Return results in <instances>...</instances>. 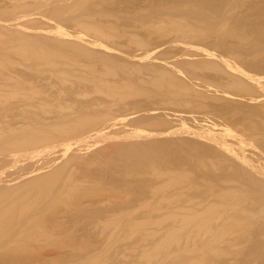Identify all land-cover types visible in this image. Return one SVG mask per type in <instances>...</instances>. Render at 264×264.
Returning <instances> with one entry per match:
<instances>
[{"label":"rangeland","instance_id":"rangeland-1","mask_svg":"<svg viewBox=\"0 0 264 264\" xmlns=\"http://www.w3.org/2000/svg\"><path fill=\"white\" fill-rule=\"evenodd\" d=\"M222 1L185 0L182 3L189 4L195 9L192 11V17L199 13L197 20L202 28H210L218 23L226 26V29L236 30L244 26L250 28L252 20L254 21L252 25L258 21L264 22V13H262L264 0H229L232 9L226 18L222 17V12L217 8V5L223 4ZM178 3L179 0H0V128L18 127L21 131V134L13 133L1 139L0 148L4 147L3 142L8 140H13L15 143V139L28 137L23 131L31 133L45 131L47 135H52L57 134L56 127H68L75 130L67 135L58 134L60 136L57 135L48 142L56 144L61 142L62 138L79 136L92 129H103L111 134L109 135L111 137L105 141H98L95 144L90 142L93 145L85 152V157L89 154L90 157H94V151L104 147L103 145H112L114 150L118 143L124 144V141L145 146L157 142L171 143L174 139L184 145H195L201 153L202 148L207 147V143L198 137L188 135L179 129L180 127L203 130L200 126L202 120L233 125L241 121L247 114L239 110L243 103H248L249 95L234 87L238 78H227L223 71L224 64L220 61L186 55L180 43L191 39L185 37L181 31L167 30L171 23L170 16L178 21L183 19V11L176 8ZM221 8L224 9V6ZM209 17L214 19V24H211ZM96 24L101 26L105 34L116 36L111 42L119 48V54L113 55L94 44V41L98 40L109 41L91 28ZM164 29L166 32L162 31ZM259 30H252L254 34L250 35L257 43L259 39H264L262 38L264 32L260 33ZM64 32L73 34L75 42L64 44L61 38ZM220 32L217 29L215 32H210L207 35V42L221 54L240 52L244 58L257 55L255 59L258 61V66L256 64L249 66L248 58L241 63L242 66L251 68L255 76H263L264 46L260 47L263 45V40L259 42L262 44L254 41L253 50L249 48L241 51L238 35L235 33L223 35ZM27 36L37 46L46 49L49 60H42L19 49ZM219 40H225L230 47L226 49L217 47ZM161 44H164V49L160 54L146 60L141 57ZM254 49H262L260 52L263 54L257 51L256 55H249L255 52ZM57 50H60L61 58L53 54ZM191 59H201L207 64L205 78H186L181 70H178L185 61ZM161 68L181 76V82L184 83L182 86L186 85L188 89L177 87L173 90L155 85L151 81V76L153 78ZM142 76H145V80L141 78ZM252 81L254 80L246 82L254 89L255 92L252 94L262 92L261 87ZM228 98H235L238 102H231ZM19 107L31 111L35 117L49 118L79 111L83 115L91 114L96 122L87 126L85 119L66 124V121L59 120L43 125L34 117L33 121L24 119V125H17L21 119L14 120L12 117ZM131 112L136 113L137 116L122 120ZM222 115L226 116L225 119H222L224 118ZM176 128L179 135L174 132L173 136L156 140L153 137L138 136L143 132ZM129 134H134L138 138L115 139L119 135ZM31 144H13L11 147H6L5 144V147L0 149V196L4 194L2 199H9L13 195L11 191L16 187L24 190L25 185L30 183L29 172L44 165L33 158L23 161L14 159L15 151L29 148ZM15 146L19 147L13 148ZM183 151L188 152L187 148H181L180 153L182 154ZM169 152L176 151L172 149ZM118 154L112 153V160L108 157V160L100 161L103 163L105 160L106 167V161L109 162V159L114 161L113 168L108 166L110 169H107L108 173L104 175L99 172L104 163L102 165L100 162L96 163L90 170L84 171L74 159L75 161H71L67 166L55 167L46 176L32 180L36 184H44L48 181L54 183L52 179L58 177L60 173L64 174L62 177L66 179L68 173L75 174V178L80 181L81 192L83 190L85 192L73 195L72 191L61 189L64 178L55 184L57 191L64 190L71 195L66 193L65 200L50 209L45 207L46 201H42L33 211L38 216L37 221L43 223L45 235L37 236L35 228L25 223L27 216L14 219L8 226L4 222L0 229V264H100L105 259L112 260L111 264H134L141 251L139 235L125 237V225H122L124 227L122 230L118 228L117 231L105 226L116 215L124 216V212L134 219L145 218L144 211H147L144 207L164 197L163 194L153 193L154 186L165 182L168 176L157 179L149 175L150 171L147 172L148 174L137 172V169L131 165L124 164L122 156ZM51 155L54 154L47 156ZM177 166L181 169L179 171L196 176V186L200 187L199 189L206 187L202 175L209 174L199 170L193 160L180 165L165 163L163 168ZM127 172L132 174H126ZM84 173H88L87 177L90 180L83 178L86 175ZM144 178H148V181L146 182ZM143 179L148 184L143 182ZM151 185H154L151 192L153 195L150 193ZM207 185L206 189H209L210 184ZM147 186H150L149 190ZM170 188H167V192L170 191L167 194L174 191ZM181 190H185L182 194H186L187 198L201 199L200 193H195L194 187L193 193L188 184L183 185ZM175 193L173 194L175 196L170 198L176 199L180 192ZM183 195L177 199L182 198ZM32 201L33 199L25 203ZM162 206H164V209L160 206L162 210L168 208L165 207L166 205ZM258 223V228L250 233L251 236L247 241H244V248L248 249L249 254L250 250L258 249L263 257L264 217ZM109 236L120 237L122 241L119 240L120 242L117 241L113 245ZM127 243L133 245L128 247ZM125 245L127 247H124ZM238 252L239 250H229L223 262L264 264L261 255L248 256L247 250L244 254Z\"/></svg>","mask_w":264,"mask_h":264},{"label":"bare ground","instance_id":"bare-ground-1","mask_svg":"<svg viewBox=\"0 0 264 264\" xmlns=\"http://www.w3.org/2000/svg\"><path fill=\"white\" fill-rule=\"evenodd\" d=\"M179 1L180 3L176 5V8H180L183 11V19L178 21L175 17L170 16L171 23L167 30L181 31L185 37L191 39L180 43V46L183 47V51L186 55L194 57L199 56L211 61H220L224 64L223 71L227 78H238L234 87L249 95L248 103H243L239 112H244L247 115L234 125L226 122L221 123L219 121L202 120L200 126L203 130L180 127L179 129L188 133V135L198 137V139L207 143V147L202 148L201 153L195 145H184L174 139L171 143L157 142L153 145L145 146L133 145L135 144L134 142L130 143V141H124V144L118 143L117 148L114 150L112 145H103L104 147L94 151V157H90V154L85 157V152L89 150V147H91L93 143L95 144L98 141H105L111 137L109 136L111 134L106 133L103 129H92L79 136L62 138L63 140L61 142L53 144L48 141L53 137L55 138L58 134L67 135L72 133L75 129L56 127L55 132L57 134L52 135H47L45 131H34L32 133L29 131H23V134L28 135V137L15 139V143L13 140L3 142L4 147L5 144L6 147H11L13 144L23 145L32 143L29 148L15 151L14 159L17 161H23L28 158H33L39 160V162L44 165L36 167L29 172L28 177L30 183L25 185L24 190H22L21 187H16L11 191L13 195L6 200L2 199L4 194L0 196V229L4 222L8 226L9 224H12L14 219H22L27 216L25 223L35 228L37 236L45 235L46 232L42 227L43 223L37 221L36 218H38V216L33 212L37 206L42 201H46L45 207L48 209L59 205L65 200L64 198L67 191L64 190L72 191L71 193L73 195L85 191L83 190L81 192L82 188L79 185L80 181L75 178V174L68 173L66 179L65 177H62L64 174L60 173L58 177L52 179L54 180V183L48 181L44 184H36L33 183L32 180L46 176L55 167L59 166L61 168L62 166H67L74 159L79 162L84 171H88L94 164L99 163L103 159L108 160L107 158L110 157L112 160V153H119L118 155L122 156V162L131 165L137 169V172L149 173V175H152L153 178L157 179L168 176V178H165V182H161L162 184H156V186L151 185L150 193L154 191L153 193H156V195L163 194L162 196L164 197L159 196V201L156 199L157 202L155 201V203L144 207L147 211H144L145 218L134 219L131 215H128L127 212H124V216H121V214H119L121 217L116 215L118 217L115 216L114 219H110V222L105 226L117 231L116 229L121 228L122 230L124 228L122 225H125V231L123 230L125 237L130 238L135 234L139 235L141 251L135 262L136 264H223V258L224 256H227L226 254L229 250H239V254H244L246 250L248 252V249L244 248V241H247L248 237L251 236L250 233L258 228V222L264 217V75L261 77L255 76L250 70L251 68L249 69L242 66V63L243 60L248 58L250 59L248 60V63H250L249 66H253L254 64L258 66V61H256L255 58L257 57V51L260 52L262 49H254L255 52L249 54L251 56L256 55L252 58L247 56L244 58L242 57L243 54L240 52H232L233 54L230 53L227 55L221 54L217 52V49L213 47V45L207 42V35L210 32H215L216 29L221 32L224 30L222 32L223 35L235 33L240 38L239 47L241 51L249 48H252L253 50L254 47H252V45L257 42L254 40V43L251 37V33H253L252 30L262 29L261 31L259 30L260 33L262 31L264 32V22H259L257 20L258 23L252 25V22L254 21H249V27L252 30L246 26L240 27L236 30L232 28L226 29V26H221L218 23L214 26L212 25L210 28H202L201 23L197 20L199 13L196 15L194 14L192 17V11L195 9L189 4L182 3L185 0ZM222 2L224 5H217V8L222 12V17L226 18L232 7H230L229 0H223ZM222 6H224V9L221 8ZM260 16H262V14ZM209 20L211 24H214V19L212 17H209ZM91 28H93L97 34L109 40L94 41L96 46L106 52L112 53L113 55L119 54V48L111 42L116 39V36L105 34V32L101 30L99 24H96V26L93 25ZM247 29L250 31H246ZM162 31L166 32L165 29ZM259 35L260 34H258V36ZM29 38V36L25 37V40H23L19 49L24 53H29L42 60H49L46 49L37 46ZM61 38L63 39L62 41L64 44H67L65 42H75L73 41L74 35L67 32H64L61 35ZM261 40H263V45L260 47L264 46V39H259L258 43L261 42ZM219 41L220 42L216 44L217 47L224 49L230 47L225 40ZM163 49L164 44L157 45L149 52L141 55V57L146 60L152 56L160 54ZM59 51L60 50H57L53 52V54L61 58L62 54L59 53ZM262 52L264 51L262 50ZM263 63L264 62H262V64ZM181 67L182 68H179L178 70H181L184 77L191 79L205 78L204 74L208 69L207 64L201 59L185 61L184 65ZM141 78L145 80V76H142ZM251 79L254 80L252 82L257 83V85L261 87L262 92L252 94V92H255L254 89L246 83L247 80ZM151 81L161 88L174 90L179 87L181 89H188L186 85L182 86L184 83L181 82V76L175 75L173 72H170L165 68L158 70L153 78L151 76ZM134 91L136 90L134 89ZM228 100L231 102H238L235 98H228ZM235 108H237V106H235ZM34 115L35 114L31 111L19 107L18 111L14 113L12 118L14 120L21 119L17 125H24L23 120L29 119L30 121H33L34 119L32 118L35 117ZM90 115L91 114L86 113L83 115L79 111H71L69 115H58L53 118L39 116L35 117V119L38 123L43 125L58 122L59 120L66 121V124L74 120L85 119V125L90 126L96 122V119L92 118ZM136 116V113L131 112L125 115L124 117L126 118L122 120L134 118ZM222 117H224L222 119H225L226 116L222 115ZM177 129L178 128L171 130L148 131L140 133L138 136L146 138L153 137L156 140L166 136H173L172 134L174 132L177 133ZM0 130V141L1 139L3 140L4 137H9L8 135H12L13 133L21 134L18 127H2ZM177 135L179 134L177 133ZM132 138L138 137L134 134H129L122 136L119 135L115 139L131 140ZM90 142L93 143L90 144ZM4 147H1L0 149ZM17 147L19 146L13 148ZM181 148H187L188 152L183 151L181 154ZM172 149L176 152H169V150ZM48 154L54 155H51V157L47 156ZM110 159L109 162L106 161L107 167L105 160L103 161L105 165L100 162L101 165L103 164L99 169L101 174L104 175L105 173H108V170L112 167V163L114 165V161H111ZM188 160H193L199 170L209 174L208 176L202 175L206 187L208 186L207 184H210L209 189H206V187L203 188L204 190L202 188L199 189L200 187L196 186V176L184 171H179L181 169L178 166L168 169L163 168L165 163L170 162L180 165ZM128 173L129 172L126 174ZM84 174L86 175L83 178L85 180H90L87 177L88 173ZM129 174H132V172ZM62 179L64 184L61 189L64 190L57 191L55 184H58ZM145 180L147 182L148 178ZM145 180L143 182H145ZM185 184H188L189 188L192 190L194 187V190H196L195 193H200V195H196L201 196V199L195 200V198H187L186 194L183 195L185 190L181 189ZM217 184L220 188L217 187ZM219 184L222 187L219 186ZM153 186L155 188L154 190L152 189ZM148 187L150 188V186H147L146 188ZM149 188L147 190H149ZM167 188H170L171 191L174 190V193H181L177 194L178 197H176V199L182 195L187 199L183 197L177 200L173 197L170 198V196H175L176 193L175 195H173V192H171L173 194H167L170 192H167ZM197 189L199 192H197ZM153 193H151V195H153ZM67 194L71 195L70 193ZM86 194L88 195L89 193L87 192ZM32 199L33 201L31 203H25ZM162 205H166L165 207H168L166 208L167 210H162V208L164 209V206ZM160 206L162 208H160ZM123 222L125 224H123ZM112 238L113 236H109V239L112 240L110 243L112 242L113 245L119 240L122 241V238L120 239V237H116L117 239ZM132 243L134 244L135 241ZM132 243H127V246ZM127 246L125 245L124 247ZM137 249H139V246H137ZM250 251V254L249 252H246L249 254L248 256H254L255 254V256L261 255V252L258 251V249ZM248 256L246 255V257ZM263 257L262 259H264ZM106 260L107 259L102 260L100 264H111L110 261L112 260Z\"/></svg>","mask_w":264,"mask_h":264}]
</instances>
